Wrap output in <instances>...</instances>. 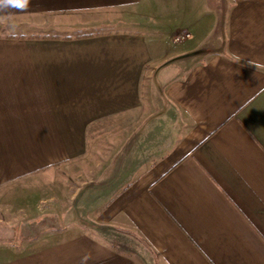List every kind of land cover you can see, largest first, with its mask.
Wrapping results in <instances>:
<instances>
[{
	"label": "crops",
	"instance_id": "obj_1",
	"mask_svg": "<svg viewBox=\"0 0 264 264\" xmlns=\"http://www.w3.org/2000/svg\"><path fill=\"white\" fill-rule=\"evenodd\" d=\"M2 28L0 205L35 216L0 264H264V0H0Z\"/></svg>",
	"mask_w": 264,
	"mask_h": 264
},
{
	"label": "rangeland",
	"instance_id": "obj_2",
	"mask_svg": "<svg viewBox=\"0 0 264 264\" xmlns=\"http://www.w3.org/2000/svg\"><path fill=\"white\" fill-rule=\"evenodd\" d=\"M117 14L111 16L108 23L101 24L103 26L99 24V26H97L95 30L101 31L104 28L113 29V28H118V27H120L121 29H125L126 27L129 28L131 25L128 21L129 19H127L124 15H120V14L117 15ZM219 17H220L219 19L221 20L223 19V9L222 8H221V12L219 13ZM86 29L87 28H82V32H85ZM87 30L89 31L92 29H87ZM75 31L79 32L81 31V29L80 28L70 29L71 34H73ZM6 32L7 31L5 28L0 29V33H6ZM59 32H62V31H59ZM219 35H220L219 31L216 34H214L212 37L213 38L212 42H214L215 38L217 36L219 37ZM172 44L174 43L172 42ZM180 65H183V64H172V66H170L167 70L162 72V73H165L163 75H165L167 78L173 77L174 75L178 74L177 72L182 68ZM158 78H160V76ZM152 94H153V96L151 95L152 99L154 101L156 100V102H159V97H160L159 93H156V92L154 93L152 91ZM92 162H93V165L94 163L96 164L99 163V161H96V160ZM67 168L68 167L65 166L57 170L54 176H52L51 174L43 175L40 179H38L36 182L33 183L32 186H36V187L38 186L39 188L40 186L42 187L41 189L43 190V193L41 191L40 198H42L44 203H52V201L56 202L58 200L57 194L52 189L53 184H56L57 186H59L61 190L63 189V191H61V197H60V200L61 202L63 201V203L67 202L66 199L69 198V194H73V192H75V189L73 187L68 190L69 188L67 184L68 180H71L72 182L73 180H75V178H76V181L80 179L81 180L80 184H82V180L85 177L83 176L74 177L72 175L69 176L70 171H68ZM32 186L29 185V187H32ZM77 186H78V183H77ZM17 198H19V196ZM14 203L15 202L5 203L6 205L5 204L0 205V236L3 235V233L6 236V238L0 239V246H5V247L19 246L20 243L22 242L20 241V239H18L21 233V227L25 226L26 222H31L34 219L33 216H35L34 214L30 216V214H27V213L24 214L22 211L20 212L19 208L16 209L17 206L13 207ZM45 210L50 211V209H45ZM28 227L32 230L33 233L37 230L38 231L41 230L40 224L30 223Z\"/></svg>",
	"mask_w": 264,
	"mask_h": 264
},
{
	"label": "built area",
	"instance_id": "obj_3",
	"mask_svg": "<svg viewBox=\"0 0 264 264\" xmlns=\"http://www.w3.org/2000/svg\"><path fill=\"white\" fill-rule=\"evenodd\" d=\"M186 37H188V35H178V36L175 38V41H176V42H181V41H183Z\"/></svg>",
	"mask_w": 264,
	"mask_h": 264
},
{
	"label": "trees",
	"instance_id": "obj_4",
	"mask_svg": "<svg viewBox=\"0 0 264 264\" xmlns=\"http://www.w3.org/2000/svg\"><path fill=\"white\" fill-rule=\"evenodd\" d=\"M28 38H36V37L30 36V37H28Z\"/></svg>",
	"mask_w": 264,
	"mask_h": 264
}]
</instances>
